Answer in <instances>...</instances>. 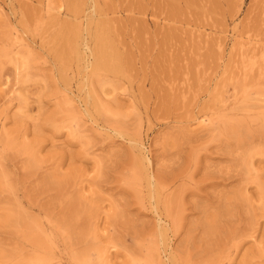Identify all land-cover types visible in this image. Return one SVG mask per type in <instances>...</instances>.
I'll return each mask as SVG.
<instances>
[{
	"label": "rangeland",
	"instance_id": "374dc122",
	"mask_svg": "<svg viewBox=\"0 0 264 264\" xmlns=\"http://www.w3.org/2000/svg\"><path fill=\"white\" fill-rule=\"evenodd\" d=\"M255 44L264 0H0V264H36L38 251L49 264H201L209 242L217 255L238 246L227 264H264V70L246 80L241 60ZM106 55L118 72L97 69ZM137 140L158 177L163 152L181 157L178 174L199 161L191 178L164 180L188 188L175 237L159 235L149 188L134 181ZM248 143L258 150L242 163ZM238 163L243 174H205ZM24 195L55 223L69 203L79 217L39 249L28 236L49 221ZM217 213L219 233L204 238L199 222Z\"/></svg>",
	"mask_w": 264,
	"mask_h": 264
},
{
	"label": "bare ground",
	"instance_id": "6f19581e",
	"mask_svg": "<svg viewBox=\"0 0 264 264\" xmlns=\"http://www.w3.org/2000/svg\"><path fill=\"white\" fill-rule=\"evenodd\" d=\"M72 3V2H71ZM75 7V6H74ZM73 7V8H74ZM63 8V7H62ZM60 9V8H59ZM61 10V9H60ZM79 11V10H78ZM62 12H63V10H62ZM77 13V12H76ZM60 14V13H59ZM53 18V17H52ZM51 18V19H52ZM57 19V18H56ZM102 23V22H101ZM98 25H100V24H98ZM72 26V25H71ZM98 28V27H97ZM78 29V28H77ZM68 32V31H67ZM64 33V32H63ZM99 34V33H98ZM97 34V35H98ZM98 36H100V34L98 35ZM98 36H96V38L98 37ZM101 36H102V34H101ZM76 37H78V36H76ZM203 36H201V38H202ZM70 38V37H69ZM69 38L67 37V40H68V42L72 39V38H74V36L72 37V38H70V40H69ZM101 38L102 37H98V40L99 41H102L103 40V38H102V40H101ZM200 38V37H199ZM250 38V37H249ZM18 40V39H17ZM23 40V39H22ZM21 40V41H22ZM20 41V40H19ZM71 41H73V39L71 40ZM98 41V42H99ZM105 41V40H104ZM104 41H102V43L100 44L101 46L100 47H102L103 45L102 44H104ZM199 42H200V40H199ZM252 41L251 40H249L248 41V43L247 42H244V44H242L241 43V45L243 46V48L245 49V44L246 45H249L250 43H251ZM22 43H23V41H22ZM70 43H72V42H69L68 44H70ZM106 43V42H105ZM73 44H74V41H73ZM73 44H70V46L72 47V45ZM23 45V44H22ZM98 45V44H97ZM68 46V45H67ZM74 46L76 47V44H74ZM73 46V47H74ZM77 46H78V44H77ZM104 46H105V44H104ZM240 46V45H239ZM109 47V46H108ZM220 47V46H219ZM102 48H104V47H102ZM101 48V49H102ZM105 48H106V46H105ZM222 48V47H221ZM70 49V48H69ZM74 50H72V51H75L76 49L75 48H73ZM113 49V48H112ZM111 49V50H112ZM243 50V49H242ZM70 51V50H69ZM71 51V52H72ZM77 51L78 50H76V52L75 53H77ZM114 51V50H113ZM104 52V51H103ZM114 53H116V52H114ZM113 53V54H114ZM242 54V56H241V60H242V67L244 66V68L245 69H243V71L244 72H242V74L244 73V75L243 76H245V77H247L246 78V80L248 79V76L250 77V74L249 73H253V72H250V71H253V68H255L254 66L256 65V64H258L259 63V65L261 64V65H263L261 68L264 70V49H263V47L262 46H256V44L255 45H250V47L248 46L247 47V49L246 50H243L242 52H241ZM58 54H60L59 53V50H58ZM61 54H62V52H61ZM96 54V53H95ZM64 55V54H63ZM100 56L99 57H101V54H99ZM95 56V55H94ZM114 55H112L111 57H113ZM61 57H62V55H61ZM99 57H98V59H99ZM104 57V58H103ZM102 58H101V60H99V62H98V64H97V69L99 68V70L100 69H104L105 71L106 70H108L107 72H109V71H113V72H115V71H117L118 72V65H119V63L118 64H116L115 62L117 61V59L115 58V57H113V58H115L114 60H116L115 62L114 61H112V62H110L111 60L109 59V58H111V57H107V55H106V57L105 56H103ZM108 59V60H107ZM64 60V59H63ZM110 60V61H109ZM21 61V60H20ZM26 61V60H25ZM96 61V60H95ZM25 63V62H24ZM97 63V62H96ZM240 64V65H241ZM247 64V65H246ZM24 65H27V63L26 64H24ZM260 65V66H261ZM25 67V66H24ZM241 67V68H242ZM247 67H249V69H247ZM261 69V70H262ZM103 70V71H104ZM257 70V69H256ZM258 70H259V68H258ZM262 70V71H263ZM112 72V73H113ZM262 73V72H261ZM244 77V78H245ZM200 80V79H199ZM202 80V79H201ZM116 82V81H115ZM113 87H116V85H114ZM114 89V88H113ZM118 89V88H117ZM193 89V88H192ZM113 91H116V89H114ZM68 95V94H67ZM98 100V99H97ZM97 100L95 101V103L97 102ZM70 101V100H69ZM101 101V100H100ZM244 102H247V101H244ZM97 108H98V110H100V109H107L105 106H103V105H101V104H99V100H98V102L96 103V104H94ZM246 106H248V105H246ZM262 107V106H261ZM96 108V109H97ZM101 111V110H100ZM204 121V120H203ZM212 123V122H211ZM226 128V127H225ZM227 129V128H226ZM226 129H225V132H226ZM231 129V128H230ZM230 129H228V131L230 130ZM211 130V129H210ZM233 130V129H232ZM115 132H117L118 134H122L121 132H119V131H115ZM230 132H231V130H230ZM227 133H229V132H227ZM231 133H233V132H231ZM194 137H192V139H193ZM211 138V137H210ZM195 139H197V138H195ZM209 140H212V139H209ZM206 144V143H205ZM205 144H202V146L203 145H205ZM208 142H207V146H208ZM205 145V147H207ZM225 145V148L226 149H230L231 148V145H229V144H224ZM223 145V146H224ZM135 146V148L137 149V151H138V156L134 159V173H133V176H134V181L136 182H138V180L140 181L138 184H139V186H141V181H143V182H145L146 183V186L149 188V192H150V200H149V203H150V206H153L154 208H155V210L157 211V214H158V218H159V221L161 222L159 225H158V227H156L157 228V230H158V233H159V235L160 236H162V238H164L166 235H168L169 236V234H167V232L169 233L170 232V234H172V236H177L179 233H181L182 231L181 230H183V222L180 220V218H181V216H182V213H183V211H184V208L182 209V207H183V200H184V197H185V194H186V192H187V190H188V188H177L176 189V191L175 192H173V191H171V192H173V193H171L170 192V190H171V186L169 185V184H167V183H165L164 182V180H165V178H172V180L173 181H176V180H178V179H180V180H182V181H184V180H186L187 178L189 179V178H191L192 176V174H195L197 171H199V169H200V167L198 166L199 165V161L197 160V158L196 157H193V159L191 160V162L189 163V164H187L186 165V169H184L180 174H178V170H176V166L179 164V162H180V160H181V157H178V159H169V160H165V157L167 156V155H170L172 152L171 151H166V152H163V159H162V161H161V163H160V166H161V171H163V174H161L162 176H164V177H158V175H156L155 173H152L151 171H150V165H151V161H152V159H151V157H150V155H147V153L144 151V143L142 142V141H139V140H137V144L136 145H134ZM201 146V145H200ZM223 146H221V147H223ZM236 146H237V148H238V150H239V148H241V146H240V144H237L236 143ZM249 148H251V149H249L248 150V147H247V151L245 150L244 152H245V154L243 155H241V153L239 154V156L241 155L242 156V158H241V156L239 157L238 155H236V151L234 152V150L236 149L235 148V146H232V149L231 150H229V151H232L233 149V151H232V155H236V160H238V158L241 160V162L243 163V162H246L247 161V159H252L253 158V155H254V153H255V151L256 150H258V149H260V151L261 150H263V152H264V144L262 145V149L261 148H258V149H253V147H250V143H248V145H247ZM199 147V146H198ZM234 147V148H233ZM246 148V146L245 145H243V147L242 148ZM261 147V146H260ZM197 148V147H196ZM196 148H194V149H196ZM201 148V147H200ZM203 148V147H202ZM225 148H223V149H225ZM193 150V149H192ZM237 150V151H238ZM194 151V150H193ZM171 152V153H170ZM196 152H197V154H198V150L197 151H195V153L193 154V155H196ZM234 152V153H233ZM174 154V153H173ZM176 155V154H175ZM178 155H179V153H178ZM239 161V160H238ZM243 165V164H242ZM241 165V163H240V165H239V163H238V165H232V166H228V167H226V168H216V169H214V171H206V175H216V174H219V175H221V174H225V175H227V176H234L235 174H239L240 175V173H244L243 172V169H242V166ZM247 169V168H246ZM3 174H2V176L4 175V173L5 172H2ZM183 173V174H182ZM185 174V177H183V175ZM6 175V174H5ZM4 175V176H5ZM8 175V174H7ZM6 177V176H5ZM2 178V177H1ZM4 178V177H3ZM6 179V178H5ZM136 179V180H135ZM48 181V180H47ZM47 183H49V182H47ZM53 183L54 182H51V183H49V184H52L53 185ZM137 185V184H136ZM20 189H18V191H19ZM17 191V192H18ZM25 193V192H24ZM18 195V194H17ZM20 195V194H19ZM26 196L24 195L23 196V198H22V200L20 201V204H22L23 206H27L28 208H30V209H32V210H38L39 211V213L40 214H44L45 215V217L47 218V220L49 221V230H51V232L50 233H48V232H46V230H44L43 228L45 227V229H46V225L44 224V222H40L41 220H38V219H36V220H34V222H35V224H36V233H33V234H30V236H28V237H30V239H33L34 240V242H37V243H35V244H39L38 246H41L39 249H42L43 248V243H39V241H37V240H39L38 238H44V240L45 239H48V240H53V235H57L58 233H60V234H62L64 231H62V223H61V221L62 222H64L63 221V219H66L68 222H71V225H73V222L79 217V215H78V213H77V211H76V209H77V205L75 204V203H69V206L67 207V211L63 214V215H61V217H60V219H57V223H55L53 220H52V213L51 212H49V209H48V207L46 206H44V205H41L42 206V208H43V210H42V208H41V206L39 205V203H36V202H34V201H31V199L30 198H26V200L24 201V198H25ZM20 198V197H19ZM152 198L154 199L153 201H151L152 200ZM21 199V198H20ZM28 199V200H27ZM141 203H144V202H142L141 201ZM145 204V203H144ZM161 204H163L164 206H165V213H163V212H160V205ZM39 208V209H35V208ZM177 210V211H176ZM181 211V212H180ZM115 214V217H114V220L115 219H117V221H120V219L123 217V215H122V212H115L114 213ZM180 214V215H179ZM5 215V214H4ZM222 216H223V214L222 213H217V214H214V215H211V216H209V217H206V219L204 220V221H202V222H199V227L200 228H202V232H203V234H204V238L206 237H208V238H211L212 236H215L217 233H219V228H218V226L220 225V223H221V218H222ZM6 219L9 221V220H13V218L11 217V214H9V215H7L6 216ZM32 220V219H31ZM33 221V220H32ZM116 221V220H115ZM163 222V223H162ZM47 227V228H48ZM238 230V229H237ZM251 230H253V229H251ZM234 231H236V230H234ZM254 232V231H253ZM40 233H41V236H40ZM47 234H49V235H47ZM229 234H230V232H229ZM228 234V235H229ZM224 235H226L225 233H224ZM49 236V237H48ZM52 236V237H51ZM167 237V236H166ZM224 237V236H223ZM225 237H227L226 239L228 240V241H231V240H235V239H237L238 237H237V232H232L230 235H229V237L228 236H225ZM224 237V238H225ZM243 236H240L239 238H242ZM166 239V238H165ZM226 239H223L224 241L226 240ZM36 240V241H35ZM44 240H43V242H44ZM47 240V241H48ZM210 240V239H209ZM222 240V241H223ZM42 241V240H41ZM46 241V240H45ZM49 242V241H48ZM215 243V242H214ZM214 243H211V242H209V245H208V247H207V252H208V255H209V258L208 259H206L205 261H203L201 264H227V263H230L231 262V260H232V258H233V256L235 255V250H236V248L238 247L237 245H235V246H231V247H228L227 245H228V243H227V245L225 246L224 245V250H222L220 253H218V255H217V251L215 252L214 250H212L211 249V246H213L214 245ZM226 243V242H225ZM46 244V243H45ZM221 244V243H220ZM219 244V245H220ZM218 245V246H219ZM222 245V244H221ZM45 247V246H44ZM47 248V247H46ZM233 248H235V250H233ZM49 252V251H48ZM216 253V254H213V253ZM41 251H38V253H37V255H35V260H34V262L36 263V264H49V262H51V261H53L54 262V260H56V258H53V257H49L50 259H48L47 257H44L45 255L42 253ZM44 253H46V252H44ZM58 254V253H57ZM153 254V253H152ZM44 255V256H43ZM53 254H51V256H52ZM159 255H161V254H159ZM158 255V258L156 257V262H157V260L159 261V262H157V264H178L174 259H172V258H170V257H168V261H166V260H163L164 258L163 257H160ZM155 256H157V255H155ZM162 256V255H161ZM56 257V256H55ZM47 258V259H46ZM54 259V260H53ZM72 260H73V262L74 263H76V264H79V261L77 260V258H72ZM57 261H59V259L57 260ZM58 264V263H57ZM59 264H61V262H59ZM151 264V263H150ZM200 264V263H199Z\"/></svg>",
	"mask_w": 264,
	"mask_h": 264
}]
</instances>
